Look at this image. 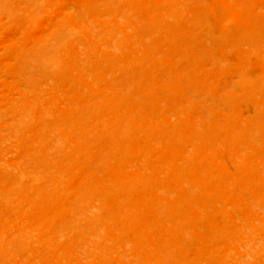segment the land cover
<instances>
[{
	"label": "bare ground",
	"instance_id": "obj_1",
	"mask_svg": "<svg viewBox=\"0 0 264 264\" xmlns=\"http://www.w3.org/2000/svg\"><path fill=\"white\" fill-rule=\"evenodd\" d=\"M0 264H264V0H0Z\"/></svg>",
	"mask_w": 264,
	"mask_h": 264
}]
</instances>
